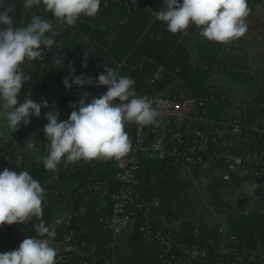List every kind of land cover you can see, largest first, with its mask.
<instances>
[{"label": "crops", "instance_id": "crops-1", "mask_svg": "<svg viewBox=\"0 0 264 264\" xmlns=\"http://www.w3.org/2000/svg\"><path fill=\"white\" fill-rule=\"evenodd\" d=\"M135 3L140 5L138 0H135ZM12 5L13 9L16 10L12 15L15 26L28 18L31 19L40 11L32 9L25 13L21 0H15V3L14 0H4L0 11ZM140 6L151 17L152 21L156 20L153 11L144 5ZM248 6L251 9L246 18L248 31L244 36L230 43L210 42L186 31L180 33L192 63L198 62L197 50L199 47V49H203L201 46L205 45L220 48L222 54L240 57L239 61L236 62L239 65H232L229 67L228 72L230 73L223 72L220 75L225 78L223 82L226 87H230V84L233 86L236 81H240L237 85L245 89H242L244 97L247 98L246 96H248L249 99H252L256 93V88L261 84L264 72V0H248ZM79 21L83 29H90L94 26L95 30H109L112 27L131 22L132 17L127 11L112 6L109 0H101L100 9L95 18L85 17ZM91 32V29L89 32L83 31L79 36L70 41H64L58 47V49L70 47L69 50L75 53V57H79V55L81 57L77 62L68 61L66 58L67 62L61 61L63 56L57 61V56L54 54L47 63L40 65L37 70L32 64L33 62L25 64V69L36 72L32 92L49 81L50 72L58 76L72 71L75 76H86L84 77L85 80L91 77L89 70L96 62V54L99 53L96 52L95 43L92 41V35L99 36V34H90ZM187 40L195 43L193 49L188 47ZM84 54L88 55L86 60ZM56 61L57 63L51 68ZM85 63L86 67L83 66ZM230 76H233V80L237 77L241 78L233 81ZM91 84L85 86L90 87ZM61 92V90H57L51 95L61 96ZM222 94L219 100L215 99L214 102H210L206 106L209 117L215 121L225 122L239 108L237 114L242 117L240 115L241 109L245 108L246 102L250 101H245V98L241 97L242 103L234 102L236 99L233 98L234 93L231 87ZM23 100L24 97L18 96V102H23ZM76 101L78 99H75L74 102ZM231 102L234 104H228ZM57 108L60 112V120L67 119L73 110L69 104ZM45 112L41 113L39 119H34L46 121L44 119ZM263 113L260 111L258 113L260 115L253 114V117L249 118V122L243 121V124L250 129L264 128ZM23 127L22 124L18 131L11 133L7 121L0 122V150H9L13 153L18 150L23 142L40 135L37 131H31L22 138H18ZM219 139L215 153L205 158L195 170L174 168L167 164L151 162H143L140 165L133 182V190L135 197L143 202V218L155 226H164L169 236L170 233H182L181 225L187 224L190 226V230L185 233L193 235L203 242L217 239L221 250L222 248H230L232 246L230 238L240 232L249 234L257 242V246H260L264 239V190L261 184L249 176L241 163L251 152V147L241 146L229 149L225 145V139L220 136ZM46 155L47 150H36L29 152L20 159L23 161V171L32 174L38 170L41 173V177L36 180L44 186L46 193L43 220L46 226L54 229L63 224L67 218V215L63 213L66 207L65 199L67 196L65 195L78 188L82 183L81 180L58 179L57 175L77 166L99 167L104 160H93L88 163L77 162L67 167L61 164L56 171H50L46 170L43 164V158ZM13 158V161L17 160L14 154ZM112 166L108 171L111 172ZM108 190V185L104 184L99 192L83 199L79 210L82 225L81 235L84 237L81 243L83 244L72 243L68 245L67 249L75 256L85 258L92 263L104 260L105 264H162L160 248L156 242L135 238L132 234L134 232L111 234L99 225L98 221L108 213L109 206L106 200ZM140 219L138 218L136 222ZM36 223L38 221L33 218L31 221L13 228L0 241V253L13 251L21 236L26 235L30 230H35ZM218 229L223 230L222 235H218Z\"/></svg>", "mask_w": 264, "mask_h": 264}, {"label": "clouds", "instance_id": "clouds-1", "mask_svg": "<svg viewBox=\"0 0 264 264\" xmlns=\"http://www.w3.org/2000/svg\"><path fill=\"white\" fill-rule=\"evenodd\" d=\"M15 3V0H14ZM24 12L32 9L50 12L55 20L33 15L31 21L17 27L13 24V5L0 11V119L7 121L11 133L27 126L32 118L39 119L42 109L47 123L43 126L47 155L43 158L46 170L56 171L77 162L120 160L131 150L132 144L125 125L158 124L159 113L147 97L137 96L135 81L120 76L111 68L103 69L96 77V86L106 87L99 97L80 93V99L70 102L73 109L65 120L53 101L46 98L34 101L28 93L18 102L24 83L31 76L21 70L27 61L43 58L51 49L58 27H74L82 18H95L101 0H21ZM165 8L153 12L156 21L163 22L170 33L185 31L190 24L201 29L200 35L210 42L227 44L248 31L246 18L251 9L248 0H163ZM4 0H0L3 7ZM87 54H84L85 60ZM86 67V63L83 65ZM71 73L62 81L65 89L92 83V77ZM71 81V83L69 82ZM21 158L18 156V159ZM45 188L28 171L0 170V226L24 224L35 218L36 237L27 236L10 252L0 253V264H57L56 232L43 220Z\"/></svg>", "mask_w": 264, "mask_h": 264}, {"label": "trees", "instance_id": "trees-1", "mask_svg": "<svg viewBox=\"0 0 264 264\" xmlns=\"http://www.w3.org/2000/svg\"><path fill=\"white\" fill-rule=\"evenodd\" d=\"M119 2L120 3L117 4L109 0V3L112 6L127 11L132 17V21L125 25L112 27L109 30H95L94 26L90 28L92 30L90 34H99V36L92 35V41L95 43L94 47L96 52H99L96 54L95 61L110 58L117 62H122L123 64L118 71L119 75L128 76L135 81L133 87L137 96L140 97L149 98L152 96H158L156 93L163 90L165 87H172L174 90L176 87H174V84L177 83V88L188 89L198 100L206 101L211 93L214 94L216 100H219L221 93L218 91L216 92L215 90V92L213 91L214 88L207 82V77L214 71L218 72V70L220 74H223V72L230 73L228 72L229 67L236 65V62L239 61L240 57H231L228 54H222L220 48L213 45H205L203 47L201 46L203 49H199V47L197 50L198 62L192 63L190 61L188 49L184 44L182 34L180 32L175 34L170 33L163 22L156 20L152 21L151 17L143 10L142 6H140L144 5L151 11L157 12L165 8L163 0H138L140 5L136 4L135 0L130 3H124L123 1ZM15 11L16 10H14L11 15H13ZM37 15L51 19V15L46 14L42 10L37 12ZM30 21L31 19L28 18L24 20L23 23L17 25V27L25 26ZM71 28L75 29L72 35L68 34L67 30ZM67 29L63 31L57 29L58 35L55 37L56 42L51 49H47L48 59L46 63L54 56V54L57 56V61L62 56L61 61L63 60L65 62H67V60L77 62L81 58L80 55L79 57H75V53L69 50L70 47L58 49L57 44L61 41H70L79 36L83 31L89 32L90 29H83L79 20L74 27L67 26ZM185 31L195 36L202 37L200 35L201 29L194 24H190ZM65 58L67 60H65ZM57 61L52 64L51 68H53ZM28 62H33L32 64L36 70L40 67V65H42L36 61H27L21 65V70L33 79L24 83L22 91L18 94V96H22L25 99L28 93H31V98L34 101L38 102L42 98H46L50 106L54 101L58 107L74 102L75 99L79 100L80 93L88 92L90 93L89 95H91V86L88 87L85 85L80 88L73 85L79 94V97L75 99L69 96H57L56 94L51 95V93H54L57 90L64 91L65 87L63 86L62 81L71 72L62 73L58 76L53 75L52 72H50L51 75L48 77L49 81L32 92V86L35 80L34 75L36 72H32L24 68V66H26L25 64ZM200 64L203 65V67H201ZM158 66H162L164 68V75L155 86L151 87L148 82L154 75ZM72 74L74 75V72ZM69 82L71 83V81ZM106 90L107 89H105L104 92H106ZM206 105H208V101L206 102ZM244 109L245 111L241 110L240 113L242 116V123L245 121L249 122V118L253 117V114L255 115L257 113L256 115H260L258 114L260 111L264 112V72L262 74L261 84L256 88L254 97ZM47 110L49 109H42L41 113ZM46 123V121L32 118L30 123L20 130L18 138H22L25 134L31 131H37L40 134H44L43 126ZM0 151H2L9 159L8 161H0V170L4 168H9V170H15L17 172L23 170V165L18 164L20 160V158L18 159V156L21 157V154L18 151L13 153L4 149ZM13 154L16 155L17 160L15 161H13ZM114 161L115 159L104 161L99 167L77 166L71 170L62 171L57 175L58 179L82 181L78 188L72 190L68 195H65L67 196L65 199L66 207L64 208L65 210H63V213L67 215V220L63 224L54 228L56 232L54 246L58 249V255L69 256L71 254L65 249L61 242V239L65 234V230L72 229L76 232V237L73 243H80L84 240L83 235H81L82 225L79 210L82 206L83 199L86 196L91 195L86 192L87 186L89 184L106 182L109 189H112L111 172L108 171V169L113 165ZM31 175L34 179L41 177V173L38 170H35ZM19 225L20 224L0 226V241L4 239V237L8 235L13 228ZM139 225L140 222L135 223L136 230L132 233L135 238H141V235L137 230ZM181 230L182 233H170V237L175 246L173 250L174 256L183 257V247L197 246L198 249L205 250V256L199 257L193 264H215L217 261L230 262L233 260L234 254L237 253L241 247L253 248L257 245V242L254 241L249 234L245 232L237 233L236 238L241 242L240 245H237L230 250L226 257H222L221 247L217 239H213L210 242L200 241L195 236L185 233L190 230V226L187 224H182ZM27 236L36 237L37 233L35 230H30L26 235L19 238L17 244L19 245L22 239ZM71 256V262L67 264H71L73 262L76 263L80 259L73 254H71ZM90 264L105 263L104 260H98L94 263L90 262Z\"/></svg>", "mask_w": 264, "mask_h": 264}, {"label": "built area", "instance_id": "built-area-1", "mask_svg": "<svg viewBox=\"0 0 264 264\" xmlns=\"http://www.w3.org/2000/svg\"><path fill=\"white\" fill-rule=\"evenodd\" d=\"M119 4V1L130 3L134 0H111ZM53 23L54 18L50 12ZM60 31L66 30L67 25L59 26ZM68 34L74 33V28L67 29ZM63 42H59V47ZM48 59V50H44L43 58L35 61L45 64ZM27 62V60H25ZM122 62L112 59H101L93 63L90 75L93 78L91 84V96L99 97L106 87L96 86V77L103 69H114L119 71ZM164 75V68L158 66L154 75L149 79V86L153 87ZM61 96L78 98L77 90L72 86L64 89ZM152 107L159 113L158 124L150 126H140L136 123L125 125V132L128 134L132 147L129 153L120 160H115L111 170V185L106 194L109 206L108 213L98 222L99 225L111 234L135 232V223L138 218L140 225L137 230L142 239L156 242L160 248L162 264H193L199 257L205 256L204 249L197 246L183 247L184 256L173 255L174 243L164 226H155L146 221L143 217L144 205L141 200L135 197L133 182L136 174L143 162L167 164L174 168L197 169L205 158L215 153L219 144V136L224 138L227 148L249 146L251 152L241 163L246 168L249 176L262 186L264 185V129H250L246 127L241 117L233 115L228 121L220 122L212 120L206 110V102H214L215 96L211 93L206 101L196 99L192 92L186 88L175 90L170 96H152L148 98ZM48 142L44 134L27 140L19 146L18 152L25 156L31 151L47 150ZM9 159L0 151V161ZM18 164L22 165L20 159ZM106 182L89 184L86 192L94 194L100 191ZM67 220V219H66ZM65 220V221H66ZM223 230L218 229V235H222ZM76 232L72 229L65 230L61 242L67 249L68 245L74 242ZM232 246L221 250V256L226 257L228 252L235 246L240 245V241L233 236L230 238ZM80 244H83L80 242ZM17 244L14 250L18 247ZM69 251V250H68ZM73 254L71 251H69ZM57 255V264H67L71 262L72 256ZM74 255V254H73ZM75 256V255H74ZM264 263V239L260 246L253 248L241 247L234 254L230 262H219L215 264H258ZM71 264H90L85 258H80L78 262Z\"/></svg>", "mask_w": 264, "mask_h": 264}, {"label": "rangeland", "instance_id": "rangeland-1", "mask_svg": "<svg viewBox=\"0 0 264 264\" xmlns=\"http://www.w3.org/2000/svg\"><path fill=\"white\" fill-rule=\"evenodd\" d=\"M187 42V45H188V47L190 48V47H192V49L194 48L193 47V45L195 44L193 41H191V40H187L186 41ZM230 78L232 79L233 78V76H230ZM241 78V77H240ZM239 77H237L236 79H234V80H238V79H240ZM227 79V78H226ZM233 80V79H232ZM233 80V81H234ZM242 80V79H241ZM223 81H225V78H222L221 77V75H220V72H219V70H218V72L217 71H214V72H212L208 77H207V82L214 88L213 90H215L216 92L218 91V92H220L221 94L223 93L224 94V92L226 91V90H229L230 89V87L232 88V92L234 93V99H236V101H234V102H241V97H243V98H245L244 97V93H243V90H245L243 87L242 88H240V87H238V83L240 82V81H236V83H234V85L233 86H231V84H230V87L229 86H227L226 87V85L224 84V82ZM179 84V83H178ZM176 86V87H175ZM174 87L176 88H174V90L172 89V87H165L163 90H161V91H158L157 93H156V95H158V96H162V97H168V96H170L175 90H179L180 88H177V83H175L174 84ZM243 89V90H242ZM242 90V91H241ZM253 91V90H252ZM222 94V95H223ZM235 96H237V97H235ZM247 98H245V101H250L251 99H249V97L248 96H246ZM229 102V101H228ZM234 102H231V103H228V104H234ZM210 103V101L208 100V104ZM242 103V102H241ZM247 104L249 103V102H246ZM246 104V105H247ZM207 106V105H206ZM238 108V107H237ZM247 109V108H246ZM239 110H240V108H239ZM238 109L236 110V112H234L233 114L234 115H238L237 114V112L239 111ZM241 110H243V111H245V109L243 108V109H241ZM2 121H5V120H3V119H1L0 120V122H2Z\"/></svg>", "mask_w": 264, "mask_h": 264}]
</instances>
